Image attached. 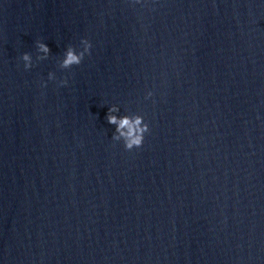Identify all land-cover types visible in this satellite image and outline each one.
I'll use <instances>...</instances> for the list:
<instances>
[{"label": "clouds", "instance_id": "clouds-1", "mask_svg": "<svg viewBox=\"0 0 264 264\" xmlns=\"http://www.w3.org/2000/svg\"><path fill=\"white\" fill-rule=\"evenodd\" d=\"M133 3H139L140 0H132ZM85 45L83 50L77 52L74 47H69L66 49L64 58L61 63V67L68 69L74 65H79L83 61L86 54L89 53L92 45L90 41L84 39L81 41ZM40 51L44 53H49L50 49L47 45L40 43L38 45ZM23 60L26 62L25 69L31 68V57L28 54L23 55ZM49 80L54 78L53 73H49ZM62 85L67 84V80L61 81ZM153 93L150 91L147 93L145 99L151 98ZM120 111L119 107L113 105L109 107L106 120L110 125L115 126V131L112 135V139L118 142H122L126 151H132L134 149H139L143 146L146 134L150 133L149 124L145 121L144 117L140 114L132 115H115Z\"/></svg>", "mask_w": 264, "mask_h": 264}]
</instances>
